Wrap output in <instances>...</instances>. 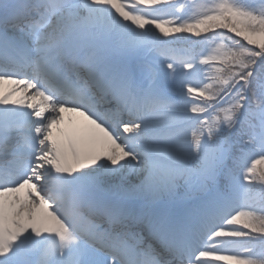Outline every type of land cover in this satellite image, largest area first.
Listing matches in <instances>:
<instances>
[{
	"label": "snow or ice",
	"instance_id": "snow-or-ice-1",
	"mask_svg": "<svg viewBox=\"0 0 264 264\" xmlns=\"http://www.w3.org/2000/svg\"><path fill=\"white\" fill-rule=\"evenodd\" d=\"M0 264H264V0H0Z\"/></svg>",
	"mask_w": 264,
	"mask_h": 264
}]
</instances>
